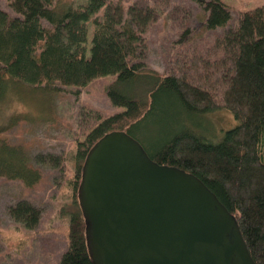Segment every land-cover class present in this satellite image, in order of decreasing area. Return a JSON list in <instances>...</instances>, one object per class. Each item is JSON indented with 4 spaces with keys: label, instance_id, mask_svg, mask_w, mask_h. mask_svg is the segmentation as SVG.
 I'll list each match as a JSON object with an SVG mask.
<instances>
[{
    "label": "trees",
    "instance_id": "obj_1",
    "mask_svg": "<svg viewBox=\"0 0 264 264\" xmlns=\"http://www.w3.org/2000/svg\"><path fill=\"white\" fill-rule=\"evenodd\" d=\"M191 1L201 8L203 30L225 29L215 38L219 56L213 61L177 56V66L162 75L147 71L143 62V35L155 18L147 6L133 4L126 13L121 2L111 0H85L63 10L57 9L59 0H9L15 17L0 9V105L9 93L19 91L17 85L46 94L82 89L98 77L115 78L106 96L120 110L107 117L97 115L96 124L73 142L70 187L75 210L69 214L68 247L55 264H92L77 201L88 150L112 130H123L140 143L138 129L156 111L169 132L147 154L158 164L200 178L236 216L253 260L264 264V4L242 12L227 27L231 10L222 0ZM142 74L148 80L135 93ZM222 109L237 121L230 129L214 132L207 122L205 132L191 124ZM4 117L0 132L18 118ZM62 161L53 153L27 158L21 148L0 144V176L27 187L40 179L36 167L56 169ZM6 213L28 230L36 229L42 217L40 207L26 199L9 205Z\"/></svg>",
    "mask_w": 264,
    "mask_h": 264
},
{
    "label": "rangeland",
    "instance_id": "obj_2",
    "mask_svg": "<svg viewBox=\"0 0 264 264\" xmlns=\"http://www.w3.org/2000/svg\"><path fill=\"white\" fill-rule=\"evenodd\" d=\"M8 1L0 0V9L15 17ZM83 1L85 0H59L57 9L77 7ZM111 1L121 2L126 13L129 6L137 3L155 11V18L143 35L146 44L143 62L147 71H153L157 75L167 73L177 66V56L186 55L180 60L196 56L204 61H213L219 56L215 52V38L225 29L203 30V13L194 1ZM222 2L231 10V20L227 27L233 26L242 12L264 4V0ZM103 11L104 7L98 15L102 16ZM42 24L47 25L44 20ZM90 29L92 30V25ZM91 30L89 40L93 36ZM141 77L136 88L134 87L135 93L143 90V85L148 80L144 74ZM114 81L113 75H107L96 78L82 89L63 88L60 92L46 94L31 92L27 86L17 85L19 91L9 93L0 105V123L6 120V115L18 117L15 124H10L9 129L0 132V144L7 143L21 148L27 158H32L35 153H53L63 158L60 168L34 166L40 179L32 187H27L20 180H8L0 176V264H55L60 254L67 249L69 214L75 210L70 187L75 170L74 160L70 156L74 150L73 142L76 138H82L96 124L97 115L107 117L120 110L106 96L107 87ZM209 83L212 84L213 81ZM158 113L156 111L152 114L151 119L138 129L139 141L147 151L162 141L169 132L167 124L158 119ZM204 118L203 121L200 118L192 120L196 122L191 123L196 130L198 128L207 132L209 127L203 126L207 122L210 126L213 125L214 132L230 129L237 124L231 113L224 109ZM24 199L36 204L42 211L36 229H24L6 213L9 205Z\"/></svg>",
    "mask_w": 264,
    "mask_h": 264
},
{
    "label": "water",
    "instance_id": "obj_3",
    "mask_svg": "<svg viewBox=\"0 0 264 264\" xmlns=\"http://www.w3.org/2000/svg\"><path fill=\"white\" fill-rule=\"evenodd\" d=\"M85 157L77 201L92 264H256L236 216L194 174L154 162L123 130Z\"/></svg>",
    "mask_w": 264,
    "mask_h": 264
},
{
    "label": "bare ground",
    "instance_id": "obj_4",
    "mask_svg": "<svg viewBox=\"0 0 264 264\" xmlns=\"http://www.w3.org/2000/svg\"><path fill=\"white\" fill-rule=\"evenodd\" d=\"M146 151V150H145ZM147 153V152H146ZM149 155V154H148ZM150 157V156H149Z\"/></svg>",
    "mask_w": 264,
    "mask_h": 264
}]
</instances>
